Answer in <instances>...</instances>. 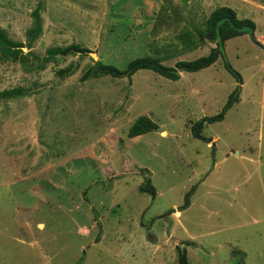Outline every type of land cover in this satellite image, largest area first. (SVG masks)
I'll use <instances>...</instances> for the list:
<instances>
[{
  "label": "rangeland",
  "instance_id": "374dc122",
  "mask_svg": "<svg viewBox=\"0 0 264 264\" xmlns=\"http://www.w3.org/2000/svg\"><path fill=\"white\" fill-rule=\"evenodd\" d=\"M37 6L41 34L22 48L32 71L0 57V92L22 90L0 100V264H177L176 247L189 264H264V0H0L10 40L26 45ZM220 7L255 27L224 45L240 86L220 59L177 81L80 80L96 62L206 56L215 43L199 32ZM71 44L87 53L38 69ZM236 87L202 128L210 142L194 138ZM140 116L157 129L130 139Z\"/></svg>",
  "mask_w": 264,
  "mask_h": 264
},
{
  "label": "trees",
  "instance_id": "16d2710c",
  "mask_svg": "<svg viewBox=\"0 0 264 264\" xmlns=\"http://www.w3.org/2000/svg\"><path fill=\"white\" fill-rule=\"evenodd\" d=\"M41 7L37 6L33 11V23L31 29L26 32L27 43L24 46L23 43L14 42L10 40L4 30L0 28V57L3 59H10L12 61H20L27 71H32V67L26 66L27 55L22 52L23 47L30 48L33 42L41 34V16H40ZM254 24L251 20L248 19H237L235 13L232 9L228 7H220L214 10L208 17L206 21V26L204 31L199 32L200 39H207L214 41L215 47L209 50V53L206 56H202L195 60L191 61H177L174 67L166 66L162 63L159 58H154L151 56H143L135 58L129 61L125 69L120 70L113 65H106L101 62H96L92 67L87 69L80 80L85 82L89 79H96L103 76H109L115 79L127 78L136 74L138 71L147 70L151 71L163 78H166L171 81H177L179 79L180 73H195L204 69L211 67L216 63L217 60H221L224 64L225 69L236 79L239 86L241 84L240 75L229 65L226 60L225 55V42L239 37L245 34H250L253 37L254 33ZM193 45V44H191ZM187 46V48H192L193 46ZM87 53V49L81 47L78 44H71L66 47H53L46 51V56L43 57L41 63H39L38 69L43 71L45 65L49 62H55L57 56H67V55H84ZM68 70V69H67ZM67 70L58 71L59 75L64 76L69 74ZM240 92V87L236 89L228 96V99L221 109V111L209 118H203L191 126V134L194 138L209 143L210 140L201 136L202 128L205 124H211L214 122L222 121L225 113L232 107V105L237 101L238 95ZM22 95L21 89H13L8 91L0 92V100L8 98H16ZM157 129V125L153 123L147 116L138 117L131 127L128 130V138H135L146 133L153 132ZM143 192L153 193L154 189L147 182V185L140 188ZM192 190L189 191L184 197V203L181 207L177 209L178 212L183 211L189 206V196ZM177 251V264H189L187 259V253L184 248L176 247Z\"/></svg>",
  "mask_w": 264,
  "mask_h": 264
},
{
  "label": "water",
  "instance_id": "95a60500",
  "mask_svg": "<svg viewBox=\"0 0 264 264\" xmlns=\"http://www.w3.org/2000/svg\"><path fill=\"white\" fill-rule=\"evenodd\" d=\"M92 57H93V59H96V56L95 55H93Z\"/></svg>",
  "mask_w": 264,
  "mask_h": 264
}]
</instances>
